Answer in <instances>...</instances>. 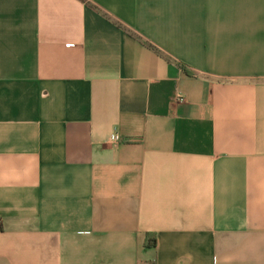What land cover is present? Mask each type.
Wrapping results in <instances>:
<instances>
[{
  "label": "crops",
  "instance_id": "1",
  "mask_svg": "<svg viewBox=\"0 0 264 264\" xmlns=\"http://www.w3.org/2000/svg\"><path fill=\"white\" fill-rule=\"evenodd\" d=\"M0 264H264V0H0Z\"/></svg>",
  "mask_w": 264,
  "mask_h": 264
},
{
  "label": "trees",
  "instance_id": "2",
  "mask_svg": "<svg viewBox=\"0 0 264 264\" xmlns=\"http://www.w3.org/2000/svg\"><path fill=\"white\" fill-rule=\"evenodd\" d=\"M182 69L188 73V74H191L190 70L185 68L184 66H182ZM156 244V240L154 239V237L152 235H148L147 236V240H146V247H154Z\"/></svg>",
  "mask_w": 264,
  "mask_h": 264
},
{
  "label": "built area",
  "instance_id": "3",
  "mask_svg": "<svg viewBox=\"0 0 264 264\" xmlns=\"http://www.w3.org/2000/svg\"><path fill=\"white\" fill-rule=\"evenodd\" d=\"M179 101H181V102H182V101H183V98H182V97H180V98H179ZM119 140H120V138H119L118 136H116V137H115V141H119Z\"/></svg>",
  "mask_w": 264,
  "mask_h": 264
}]
</instances>
